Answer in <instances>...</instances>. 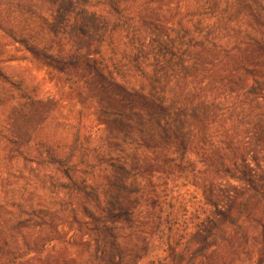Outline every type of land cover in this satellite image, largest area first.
I'll return each mask as SVG.
<instances>
[{
	"label": "trees",
	"instance_id": "obj_1",
	"mask_svg": "<svg viewBox=\"0 0 264 264\" xmlns=\"http://www.w3.org/2000/svg\"><path fill=\"white\" fill-rule=\"evenodd\" d=\"M157 1L0 0V32L53 68L87 73L81 92L93 117L84 124L80 110L64 125L30 96L6 114L0 142L29 169L16 176L24 189L5 198L11 214L0 210V264H40L47 253L42 264H163L129 238L142 178L166 174L168 162L205 178L215 213L199 255L227 243L225 225L261 209L262 186L236 177L244 187H220L245 154L264 153V0H178L172 23L136 14ZM127 146L152 154L128 164ZM35 187L47 191L39 203L29 198Z\"/></svg>",
	"mask_w": 264,
	"mask_h": 264
},
{
	"label": "rangeland",
	"instance_id": "obj_2",
	"mask_svg": "<svg viewBox=\"0 0 264 264\" xmlns=\"http://www.w3.org/2000/svg\"><path fill=\"white\" fill-rule=\"evenodd\" d=\"M177 3L178 0L153 2L137 9L136 14L143 16L149 13L159 20L172 23ZM242 51L245 56L247 51ZM0 70L12 83H6L0 77V98L5 100V104L0 106V128L3 124L6 126L4 122L6 114L21 110L28 103L26 101L28 96L35 100L50 102L49 110L64 125L77 124V113L80 110L84 117L87 115L84 124L93 119L89 117L87 110V106L91 105L90 99L85 102L81 92L84 91L83 86L89 88L83 83L87 73H69L71 71L53 68L34 58L22 45L15 43L2 32H0ZM2 110H5L4 114ZM88 129L89 125H85L83 131L87 132ZM92 132L97 136L102 134L96 132L95 128ZM9 148L0 142V210H8L11 214L4 204L12 194L20 193L19 190L24 189L23 182H17L16 176L25 174L29 168L17 151H10ZM126 148L128 150L124 156L128 159V164L134 163L130 161L133 155L140 153L143 158L152 154V151L144 148H140L139 151H133L136 149L135 146ZM263 154L261 151L245 154L244 162H237L239 171L234 173L235 177L229 179L226 185L222 182L220 188L232 191L235 187H244V180L264 188ZM173 158L176 159L175 156ZM166 166L168 169L166 174H157L152 179L142 178L140 182L141 188L146 193L142 198L138 216L134 220L133 227L137 234L131 236L129 242L137 247L147 244L150 250L148 258H153L155 262H164L163 264L179 262L178 256H174V261L168 253L167 243L178 250L177 254H183V259L178 264H264V203L261 209L257 208L245 221L240 220L235 227L228 228L225 225L227 230L224 237L227 243L209 248L204 255H199L196 250L197 242L203 236L202 228L208 225L205 216L208 213L212 215L215 213V209L208 206L202 196L201 189L205 178L202 173H198L200 172L198 167L192 172L177 168L176 162H168ZM157 176L160 179H157ZM236 177L244 180L239 181ZM136 178L140 181L139 174L135 175ZM37 182L38 180L34 181ZM30 190L29 198L36 203L47 198V191L36 187ZM231 191L230 194L233 193ZM252 204L253 202L250 206ZM9 219V217L5 218L4 221ZM74 228L77 230V225ZM46 255L51 256L48 253L43 254L40 264L44 263Z\"/></svg>",
	"mask_w": 264,
	"mask_h": 264
}]
</instances>
